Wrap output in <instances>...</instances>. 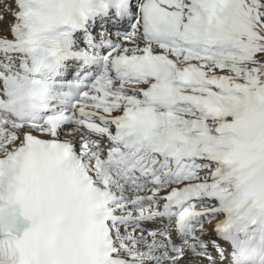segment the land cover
<instances>
[{"label": "snow or ice", "instance_id": "6c2138e0", "mask_svg": "<svg viewBox=\"0 0 264 264\" xmlns=\"http://www.w3.org/2000/svg\"><path fill=\"white\" fill-rule=\"evenodd\" d=\"M0 264H264V0H0Z\"/></svg>", "mask_w": 264, "mask_h": 264}]
</instances>
